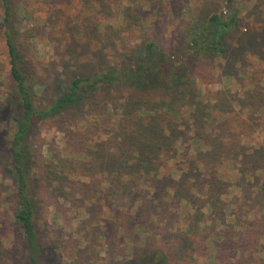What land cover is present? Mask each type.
<instances>
[{
  "label": "rangeland",
  "instance_id": "rangeland-1",
  "mask_svg": "<svg viewBox=\"0 0 264 264\" xmlns=\"http://www.w3.org/2000/svg\"><path fill=\"white\" fill-rule=\"evenodd\" d=\"M9 1L36 106L74 77L141 58L149 43L156 59L172 55L188 69L178 94L106 84L38 125L30 140L37 223L57 248L44 263L126 264L145 243L164 252V264H264V0ZM220 13L237 21L223 32L227 53L195 55L191 35ZM13 86L0 30V104ZM137 117L157 128L136 139L141 151L155 143L152 173L128 180L137 146L123 141ZM4 161L0 153V264H27ZM210 179L225 183L211 196Z\"/></svg>",
  "mask_w": 264,
  "mask_h": 264
},
{
  "label": "trees",
  "instance_id": "trees-1",
  "mask_svg": "<svg viewBox=\"0 0 264 264\" xmlns=\"http://www.w3.org/2000/svg\"><path fill=\"white\" fill-rule=\"evenodd\" d=\"M0 3L2 10L0 30L6 49L9 73L14 84L11 94L0 104V124L4 127L3 132H0V145L3 143L6 147V150L0 149V153L5 159L6 168L12 175L14 183L13 220L26 249L27 264H45L44 255L53 253L57 248L42 238L37 223L38 190L35 185L36 180L31 176L30 140L35 135L38 125L91 100L98 88L106 84L120 83L133 88V92H140L141 94L147 89L159 91L166 89V93L178 94V89L184 87L188 69L185 63L176 66L178 58L172 55L156 59L154 46L149 43L145 45L141 58L128 57V61L123 63L121 69L111 67L98 74L74 77L54 100L46 105L36 106L34 102L35 91L28 69L27 45L22 41L18 30L15 28L11 2L0 0ZM236 23L233 13H229L227 16L221 13L212 14L207 22L191 35L188 49L191 48L195 55L199 52L227 53L222 41L223 32L235 27ZM137 104H139V110L144 113L145 108L140 106L141 100ZM150 118L151 120H147L146 117H137L132 125L127 126V135L123 142L127 140L130 144L137 146L133 150L135 163L129 167L132 172L128 174V180H131L134 173H139L142 178H147L152 173L148 164L152 162L155 143L153 141L145 143L143 146L145 149L141 151L140 145L136 141V139L146 137L152 132L151 128L157 129L151 125L153 117ZM212 118L213 115L211 114L209 119ZM193 141L199 144L201 140L195 136ZM116 151L120 152L121 147L117 146ZM223 186L225 183L210 179L205 187L211 196L215 193L214 189ZM154 188L156 187L154 186ZM143 210L151 211L148 208L146 210V207H143ZM132 217L130 215V218ZM122 221L126 224L127 218L123 217ZM144 226L143 223L139 224L137 230H143ZM138 248L142 250V253L141 251L136 253L134 248L131 258L126 264H135L136 259L138 260L137 264H164V252L150 249L145 243H141ZM51 259L53 263L49 264H59L55 261L54 256Z\"/></svg>",
  "mask_w": 264,
  "mask_h": 264
}]
</instances>
